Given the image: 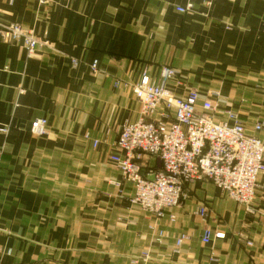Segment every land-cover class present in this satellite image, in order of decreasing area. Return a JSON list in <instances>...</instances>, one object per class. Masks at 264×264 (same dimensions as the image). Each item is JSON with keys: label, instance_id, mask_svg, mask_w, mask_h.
<instances>
[{"label": "crops", "instance_id": "crops-1", "mask_svg": "<svg viewBox=\"0 0 264 264\" xmlns=\"http://www.w3.org/2000/svg\"><path fill=\"white\" fill-rule=\"evenodd\" d=\"M205 1L180 14L186 0H0L1 24L48 43L28 58L0 42V264H264V176L255 213L204 181L154 223L130 205L133 190L116 185L121 174L109 159L119 154L121 126L138 119L126 85L143 69L157 79L161 67L175 68L167 87L177 97L218 93L216 120L232 111L247 134L264 120V0ZM115 79L126 85L113 88ZM38 118L43 136L29 132Z\"/></svg>", "mask_w": 264, "mask_h": 264}, {"label": "built area", "instance_id": "built-area-1", "mask_svg": "<svg viewBox=\"0 0 264 264\" xmlns=\"http://www.w3.org/2000/svg\"><path fill=\"white\" fill-rule=\"evenodd\" d=\"M36 1L44 4L47 0ZM186 1V5L175 7L177 13L192 11V0ZM215 1L206 0L204 5L211 7ZM0 42L22 46L28 58L48 47L46 40L19 24L0 23ZM96 67L94 61L90 68L94 71ZM176 76L175 69L163 66L157 80L149 77L146 70L137 82L129 85L114 80L113 88L128 86L139 105L138 119L119 130L115 143L119 154L109 158L121 174L116 185L131 186L130 205L147 213L154 223L187 198L188 185L204 181L252 211L258 178L264 176V140L247 134L232 111H224L223 120H216L218 93L211 92L202 101L196 90H189L183 97L175 96L167 85ZM46 126V119H35L29 125V132L43 136ZM253 130L264 134V120L255 123ZM0 131L6 134L7 128ZM96 145L94 141L93 146ZM151 158L158 161L157 167L146 164ZM197 215L205 219L207 209L199 206ZM168 220L173 223L175 218L169 215ZM213 236L224 237L220 233ZM211 237L210 230L205 228L201 243H209ZM185 239L186 235L176 239V250ZM140 258L148 260V255L143 253Z\"/></svg>", "mask_w": 264, "mask_h": 264}, {"label": "rangeland", "instance_id": "rangeland-1", "mask_svg": "<svg viewBox=\"0 0 264 264\" xmlns=\"http://www.w3.org/2000/svg\"><path fill=\"white\" fill-rule=\"evenodd\" d=\"M166 66H168V65H166ZM171 67V66H170ZM162 68V67H161ZM171 68H173V67H171ZM173 69H175V68H173ZM143 70H145V69H143ZM175 71L177 72V70L175 69ZM178 73V72H177ZM153 79V78H152ZM158 79V78H157ZM156 79V80H157ZM239 117V116H238ZM239 120L242 122V120L239 118ZM257 122H259V121H257ZM256 122V123H257ZM242 124H243V122H242ZM255 124V123H254ZM254 124H253V126H254ZM243 126H244V124H243ZM253 126H252V130H253ZM253 134H249V135H257L258 133L257 132H255L254 130H253V132H252ZM258 137V136H257ZM260 139H263L264 140V138L263 137H259ZM196 184V183H195ZM195 184H191V185H195ZM186 193H187V191H186ZM187 197H188V195H187ZM187 199V198H186ZM185 199V200H186ZM185 200H183V201H185ZM255 200H256V196H255V198H254V201H253V203H252V205H251V207H250V209L252 210V211H247L246 209H245V207H243L248 213H255V210L253 209V205L255 204ZM182 201V202H183ZM181 202V203H182ZM155 227V226H154ZM154 227H151V228H149L150 230H152L154 233H155V239L156 240H158V241H160V243L162 242V240H163V231H160V230H154ZM221 234V233H220ZM181 235H185V234H183V233H180L179 235H178V237L177 238H179ZM176 238V239H177ZM157 241V244H159V242ZM176 241V240H175ZM246 244L247 245H251V242H249V241H247L246 242ZM144 260V259H143Z\"/></svg>", "mask_w": 264, "mask_h": 264}]
</instances>
